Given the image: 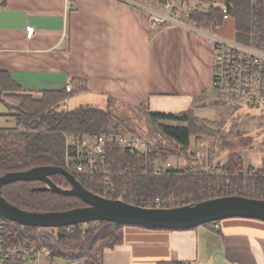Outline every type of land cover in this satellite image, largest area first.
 I'll return each instance as SVG.
<instances>
[{
    "label": "crops",
    "instance_id": "crops-1",
    "mask_svg": "<svg viewBox=\"0 0 264 264\" xmlns=\"http://www.w3.org/2000/svg\"><path fill=\"white\" fill-rule=\"evenodd\" d=\"M28 27L35 29L31 39ZM0 72L34 99L64 92L72 82L67 101L76 96L73 102H81L74 108L104 109L111 98L154 114H182L213 92L205 37L177 27L151 32L147 14L119 0H6L0 7ZM0 119L7 121L0 130L16 128L14 112L3 104ZM122 235L99 264H264L259 220L232 218L176 231L126 226ZM40 264L53 261L44 254Z\"/></svg>",
    "mask_w": 264,
    "mask_h": 264
},
{
    "label": "trees",
    "instance_id": "trees-1",
    "mask_svg": "<svg viewBox=\"0 0 264 264\" xmlns=\"http://www.w3.org/2000/svg\"><path fill=\"white\" fill-rule=\"evenodd\" d=\"M226 2L232 7L235 28L244 33L250 31L253 18L250 0ZM5 5L6 0H0V7ZM194 19L197 22L213 20L209 16H196ZM70 95L72 94L65 91L44 92L40 99H34L30 95L22 94L21 89L7 73L0 72V104L14 112L16 128L13 130H25V133L15 136L19 141L12 139L13 135H8L11 131L0 130V178L8 173L25 172L39 167L64 168L66 135L124 133L144 140L152 148L154 159L165 161L182 158L195 167L184 176L173 174L145 176L141 173L142 169H138L137 172L141 174L132 172L123 177H114L112 182L115 190L109 189L101 179L94 183L80 182L87 191L109 200H121L149 209L153 208L154 202L165 203L163 208L173 209L229 196L253 198L243 191L227 189L225 178L204 174L205 170L213 169L223 161L224 158L218 157L217 153L222 155L225 150H219L228 148L229 144L225 142V138L228 141L229 138L236 136V127L230 128L232 130L224 134L227 124L198 118L196 111L205 109L200 103H196L193 110L182 114H154L124 105L111 98L104 109L86 105L62 110L61 107ZM7 97L18 101L19 106L7 104L5 102ZM219 103L223 107H232L234 114L242 108L229 103ZM137 116L147 119L155 130L148 128L138 130L132 125L137 121ZM214 127L217 130H213ZM199 135L212 140L207 154L191 148L192 139ZM261 147L264 148V143ZM120 161L124 168L134 165L130 159L127 161L123 158ZM225 162L223 170L230 175L246 168L241 157L235 154H230ZM253 168L248 166L250 170ZM256 171L257 174L264 176V161ZM51 180L63 189L70 188L62 176H53ZM230 182L236 186L246 183L249 186H256L259 191H264V178L246 180L231 178ZM40 185L24 182L7 185L2 189V197L13 206L33 213L66 212L86 206L78 198L65 197L50 191H35L34 189ZM6 222L11 233L29 240L39 248L45 247L51 260L54 258L75 260L81 264H99L104 250L114 248L122 242V231L126 227L108 222H92L58 229V239L55 240L52 236L40 232L44 229L23 227L7 220ZM213 224L215 223L204 226Z\"/></svg>",
    "mask_w": 264,
    "mask_h": 264
},
{
    "label": "built area",
    "instance_id": "built-area-1",
    "mask_svg": "<svg viewBox=\"0 0 264 264\" xmlns=\"http://www.w3.org/2000/svg\"><path fill=\"white\" fill-rule=\"evenodd\" d=\"M119 1L144 11L149 18L151 32L177 27L207 38L213 60L212 89L221 102L250 108H258L264 103V0H250L253 18L247 33L234 29L228 23L232 22L233 13L226 0H151L145 4L135 0ZM196 16H209L213 20L197 22L194 19ZM224 29L228 35L223 36ZM26 32L27 38L31 39L35 29L28 27ZM64 91L72 94L74 84L67 83ZM65 151V169L78 182L94 183L101 179L111 190H115L114 177H123L132 172L145 176H184L195 167L185 160L173 164L168 160L154 159L152 148L144 140L124 133L70 135L66 138ZM123 158L127 161L130 159L134 165L124 168L120 161ZM224 166L225 163H220L208 169L206 175L227 179L226 188L231 191H243L254 199L264 200V191H259L256 186L246 183L236 186L230 182L231 178H264L257 174V168L230 175L223 170ZM138 169H142V172L138 173ZM161 206L156 202L153 208L161 209ZM43 231L58 239V229ZM44 254L48 256L45 247L39 248L11 233L6 220L0 216V264H40ZM60 260L56 264H81L75 260Z\"/></svg>",
    "mask_w": 264,
    "mask_h": 264
},
{
    "label": "water",
    "instance_id": "water-1",
    "mask_svg": "<svg viewBox=\"0 0 264 264\" xmlns=\"http://www.w3.org/2000/svg\"><path fill=\"white\" fill-rule=\"evenodd\" d=\"M57 175L67 180L69 189H63L51 180ZM18 182L43 184V187H37L34 190L50 191L61 196L78 198L86 206L54 213L23 211L2 197L3 187ZM0 216L23 227L37 229H61L92 222H108L150 230L176 231L192 230L232 218L264 222V200L229 196L181 208L149 209L95 195L87 191L64 168L39 167L25 172L8 173L0 178Z\"/></svg>",
    "mask_w": 264,
    "mask_h": 264
},
{
    "label": "rangeland",
    "instance_id": "rangeland-1",
    "mask_svg": "<svg viewBox=\"0 0 264 264\" xmlns=\"http://www.w3.org/2000/svg\"><path fill=\"white\" fill-rule=\"evenodd\" d=\"M228 23L235 29L234 15H233L232 22H228ZM226 27L228 26L226 25ZM192 34H195V33H192ZM222 34L223 36L228 35L227 30L224 29ZM225 37H228V36H225ZM228 38H234V36L228 37ZM74 98H76V96L71 97L67 101L68 104L67 103L64 104L61 107V109L71 110L75 107L73 105H80L79 104L81 103L80 101L73 102ZM5 101L8 102V100L6 99ZM219 102L221 101L218 98V96L214 92H210L209 94L201 98V101L198 102L201 104V107H205V109H200L196 111V116L200 119L214 120L219 123L227 124L225 131L223 132L224 134L228 133L229 130H232L230 128H233L234 126L236 127L235 129L236 136L229 138L228 141L225 138V142L229 144V146L227 149L219 150V151H223V150L225 151L222 152V155L221 153L218 152L217 153L218 157L222 156L224 158L223 160L226 161V158H228L230 154H235L236 156H240L241 159L243 160L244 166L246 167L244 168L245 170L248 169V165H251L254 167H260L264 161V148L261 147V144L264 143V103L258 108L242 107L236 114H234L232 107H225V106L223 107L221 106ZM3 123H7L6 119H0V124H3ZM9 124H12V122H10ZM132 125L133 126L135 125L136 128H138V130H142V128H148L152 131L155 130L152 127V125L147 121V119L140 118L138 116H137V121H135L134 124L132 123ZM215 128L216 127H214L213 130H217ZM12 130L13 129L5 130V131H11V134H8V135H13L14 138L12 139H14L15 141L16 140L19 141L18 138H15L16 135L25 133L24 129H18V130L16 129L13 131ZM67 136L68 135L65 136V149H66ZM211 143H212L211 139H209L206 136L204 137L202 135H199L195 139H192L191 148L194 151L204 152L207 154ZM202 144H204L203 147H202ZM65 155H66V151H65ZM65 155L63 158L64 169H65ZM181 159L182 158H172V159H169L168 161L172 162L173 164L179 160L184 162V160H181ZM204 174H207L206 170ZM251 199H254V198H251ZM155 204L156 202H154L153 207L155 206ZM163 205H166V204L162 203L161 207H163ZM40 232L48 236L50 235L49 233H46L43 230H41ZM60 262L61 260L57 258H54L53 260V264L60 263Z\"/></svg>",
    "mask_w": 264,
    "mask_h": 264
},
{
    "label": "flooded vegetation",
    "instance_id": "flooded-vegetation-1",
    "mask_svg": "<svg viewBox=\"0 0 264 264\" xmlns=\"http://www.w3.org/2000/svg\"><path fill=\"white\" fill-rule=\"evenodd\" d=\"M44 185L43 184H41L39 187H43Z\"/></svg>",
    "mask_w": 264,
    "mask_h": 264
}]
</instances>
